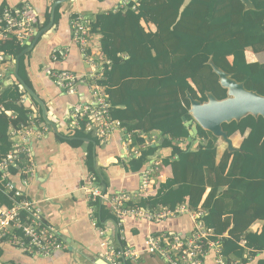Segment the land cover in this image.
<instances>
[{"label":"trees","instance_id":"obj_1","mask_svg":"<svg viewBox=\"0 0 264 264\" xmlns=\"http://www.w3.org/2000/svg\"><path fill=\"white\" fill-rule=\"evenodd\" d=\"M50 1L51 5L39 12L38 30L44 28L49 22L51 6L57 0ZM249 1L254 6L253 10H244L239 0H190L186 6H184V0H140L136 6V14L126 12L122 15L120 10L110 11L97 14L90 23V32L101 35L102 55L111 62V70L105 73L108 79L117 70L126 68L131 71L133 68L150 64L145 59L150 48L143 45V31L139 26L141 19L157 24L160 32H168V36L173 39V43L162 52L150 45L155 49L163 65L168 63L167 60L171 56L173 59L164 69L163 78L149 91L150 97L156 96L158 99L154 101V107L164 104L165 111L150 129L160 133L163 141L160 147L171 149L170 157H174V160L169 165H171L173 177L161 186L156 196L139 198L136 205L133 202L129 205L149 210L159 207L173 210L176 206L187 202L191 209H196L201 202L206 185L210 184L207 173L213 174L210 193L201 205L202 209L208 212L203 219L204 224L219 236L227 231L230 222L228 219H224V223L221 221L223 213L217 207L218 200H214L217 189L227 185L224 199L230 198L235 203L240 202L246 206L234 208L231 212L224 210V216L228 213L233 216V226L227 232L228 238L219 240L222 244L221 254L224 257L233 255L241 263L246 262L243 256L247 247L255 250L264 249V228L260 234L247 232L252 222L256 219H264V190L258 187H264V119L261 116L254 118L248 115L239 122L223 123L222 130L228 137L237 132L244 135L247 130L248 134L240 145L241 153H225L222 161L216 164L217 138L210 132L198 127L195 139L198 142L197 145L193 147L192 143L184 142L188 138L189 131V128L185 127V121L191 120L185 92L190 93L194 100L201 103L206 102V92L211 93L218 101L227 97L226 90L220 87L217 76L207 65V62L211 60L217 68L229 74L232 80L242 83L247 91L264 97V65L248 64L244 55L247 48L255 52L264 51V0ZM5 6V4L1 5L0 9ZM133 6L128 4V7ZM66 8L67 5H60L55 9L54 27L58 30L64 26L70 27L71 19L77 15L75 12L65 14ZM178 15L179 19H177ZM126 28L127 36L123 34ZM116 38L121 39V47L116 45ZM54 45L53 41L48 44V55L56 47ZM73 47L79 49L76 45ZM25 48L26 46L15 38L0 44V52L4 53L6 59L11 60H14ZM120 52L128 54L127 61L122 62L121 59L116 58V54ZM29 56L30 54H27L20 58L18 75L28 87L32 88L25 65ZM229 57L232 58L231 62L227 60ZM59 62L61 60L55 63ZM188 79L195 83L197 91L187 84ZM96 83L99 86L103 85V82L99 80H96ZM131 83L126 84L130 86L127 96L135 95L138 100L137 106L141 107L144 95L141 92L133 93L129 85ZM107 94L111 102L110 94ZM23 96L28 98L18 84L14 83L4 90L0 86V105L13 115L9 117L5 113H0V162L12 148L8 135L9 129L19 130L25 127L32 114L35 115L39 125H44L39 106L33 101L22 103ZM126 105L130 104L126 103ZM46 109H48L47 105ZM114 113L112 112V118L123 121L122 117ZM127 131L130 132L129 129ZM67 136L89 139L88 153L92 152L93 143L95 147H99L100 144L91 134L83 131H71ZM55 139L73 148L83 144L80 139L66 141L58 136H55ZM201 139L203 142L199 141ZM142 144L144 141L135 136L131 139L132 147ZM160 147L148 146L138 156L131 157L124 168L132 174L143 172L148 166L149 158ZM20 159L18 168L8 167L0 172V204L7 207H11L12 201L2 191L1 177L5 173L10 177L21 178L20 169L25 160L22 156ZM163 163L168 164L165 161ZM90 171L97 185L105 186V179L101 174H95L91 165ZM96 207L98 211H95V217L98 225L110 219L119 222L118 218L110 215L109 210L104 206ZM242 239L245 245L240 247L239 243ZM120 245L123 243L120 242ZM124 264L132 263L125 261ZM257 264H264V261H258Z\"/></svg>","mask_w":264,"mask_h":264},{"label":"crops","instance_id":"obj_2","mask_svg":"<svg viewBox=\"0 0 264 264\" xmlns=\"http://www.w3.org/2000/svg\"><path fill=\"white\" fill-rule=\"evenodd\" d=\"M122 1L70 0L66 4L65 14L75 12L77 15L88 18L91 23L97 14L110 11L115 12L116 10H120L122 15L126 12L137 13L136 6L140 0H126L123 4ZM21 2L29 3L38 13L51 5L50 0H0V6L5 4L11 7ZM189 2L190 0H184V6ZM239 2L243 5L244 10L252 9L250 4H243L240 0ZM129 3L134 6L128 7ZM177 19H179V15ZM139 26L143 31V45L150 48V52L145 57L146 61L150 62V64L133 68L131 70L132 74L126 68H123L121 71L117 70L108 79L105 77V73L111 70L112 66L110 64L104 67V70L99 74L97 79L103 82V85H101L103 90L110 94L111 115L112 112H115V115L123 118V121L118 120L122 123V131L114 132L109 142L100 143L99 147L94 146L95 151L93 152L92 149V152L88 153V143H83L78 148H73L66 143H60L55 139L56 135L47 130L45 123L44 125H39V129L36 130L27 142L23 140L21 132L12 133L13 129H9L8 135L12 147L19 149L26 146L30 151L32 162L35 166L33 177L29 180L28 190L26 191L22 188L24 192L26 191L27 198L36 203L44 222L52 226L59 233L64 244V249L57 252L51 259L34 260L24 257L9 245H3L0 249V264H104L102 262L104 261L103 241L97 229L92 226L89 218L87 194L82 191V187L86 184L89 177H94L90 171V165L95 174H101L105 179V186H100L103 195L106 197H111L120 191L131 193L139 192L143 177L147 178L146 188L143 192L140 191L138 197L132 201L134 205H136L139 198L156 196L161 186L166 181L172 179L173 174L169 163L174 160V157H170L171 149L160 147L163 142L160 133L157 130L150 129L153 124L158 122L162 112L165 111L163 109L164 104L154 107V101L158 99L156 96L150 97L149 91L163 78L164 69L168 67L173 59L171 56L167 60L168 63L163 65L161 59H158V54H156L155 49L150 47V45L155 46L162 52L167 49V46L173 43V39L168 36V32H160V27L149 20L141 19ZM123 34L125 36L128 35L127 28ZM71 35V28L68 26H64L59 30L53 27L41 38L40 42L25 61L26 73L32 84V88L47 105V116L49 120L54 122L53 124L57 132L63 136H67L70 133L67 122L68 109L74 105L85 103L89 98L88 81L91 76V69L82 61L79 49L77 50L73 47L74 44L71 42ZM50 41L55 43L54 46L56 47L53 48L54 50L55 48L69 47L66 57L59 63H55L50 59L54 50L50 55L47 53V47ZM100 41V34L90 32L87 43L90 56L96 61L108 60L101 53ZM115 42L118 47H121L120 38H116ZM244 55L248 64L264 65V51L255 52L253 49L247 48L244 51ZM116 58L124 62L128 60L129 56L125 52H120L116 54ZM227 60L231 62L232 58L229 57ZM210 63L211 60L207 62V65L211 67ZM7 66L13 68L14 64L9 62ZM48 67L80 76L81 78L76 92L74 94H64L59 91L49 79L45 78V71ZM211 70L216 75L215 69L211 67ZM128 82H132L129 85H131L133 93L141 92L144 95L141 107L137 106L138 100L135 95L131 97L130 95L127 96L130 91V86L126 85ZM186 82L197 91L194 82L190 79ZM3 84L2 89L4 90ZM209 94V92L205 93L206 101H208L207 96ZM185 98L189 102L188 112L191 116V102L194 99L187 91L185 92ZM29 101L27 97L23 98L24 103H29ZM126 103L130 105L127 106ZM135 126L138 127L134 128ZM128 129L130 132L127 131ZM247 134L248 130L244 135L237 132L230 137L227 136V139L216 137V164L222 161L225 153H241L240 145ZM133 136L143 140L144 144L132 147L131 139ZM184 142H187V140ZM197 143L194 140L192 146L195 147ZM150 145H157L160 148L149 158L147 168L138 174L128 172L124 168L128 160L131 157L138 156L142 150ZM230 159L228 160V165L230 164ZM164 161L168 164H164ZM154 164H157V166L153 167ZM227 170L228 168L226 172ZM207 178L210 184L206 185L205 192L198 206L201 209V205L210 193L211 185L213 184V174L207 173ZM9 179H11L16 187L21 189L20 177H10ZM227 187V185H223L218 188L214 198V200H218L217 207L223 213L221 221L224 223V219H228L230 222L227 231L221 236L216 235L213 231L214 238H220L221 240L228 238L227 232L233 226V216L230 213L224 216V210L231 212L234 208L246 206L240 202L235 203L230 198L224 199V193L227 191ZM258 187L260 190H264V187ZM184 204L187 205V202ZM97 205L102 206L98 201L94 204L95 211H98ZM253 206L257 207L256 204H253ZM108 212L112 215L110 211ZM205 212L206 214L208 213L207 211ZM112 220L110 219L98 225L100 229L106 230L107 240L118 248L129 247L139 252L143 251L144 241L149 234L158 235L164 232H172L187 235L193 228L192 220L188 215L165 218L159 222H149L125 217L118 219L119 222H116V225L112 224ZM263 228L264 219H256L248 227L247 232L260 234ZM116 234L118 235L119 243H117ZM120 242L123 245H120ZM244 245L245 241L242 239L239 246L243 247ZM221 251L222 244L220 242L216 251L208 253L204 264H257L258 261H264V249L255 250L247 247L243 256V259L246 260L245 263H241L233 255L224 257ZM134 264L166 263L156 256L142 252L139 261Z\"/></svg>","mask_w":264,"mask_h":264},{"label":"built area","instance_id":"obj_3","mask_svg":"<svg viewBox=\"0 0 264 264\" xmlns=\"http://www.w3.org/2000/svg\"><path fill=\"white\" fill-rule=\"evenodd\" d=\"M126 0L122 1V4ZM40 16L36 9L29 3L21 2L16 6L6 5L0 9V44L11 38H15L19 43L25 42L33 36L40 25ZM71 42L78 46L80 56L91 69L89 86V98L80 105H74L68 109L67 122L69 131H83L91 134L99 143L109 142L111 136L116 131H122L121 122L112 118L111 103L108 94L96 83L99 74L105 66H109V60L96 61L91 58L87 43L90 36L89 19L81 15H76L70 21ZM69 47H60L53 51L50 59L53 62L66 57ZM9 62L3 52H0V86L8 74L14 71V67L7 66ZM45 78L49 79L55 87L64 94H74L80 81V76L70 72H60L52 67L45 71ZM22 97V103L23 102ZM7 116L13 115L5 111L0 105V113ZM35 115H31L28 124L12 133L21 132L23 140L27 142L29 138L39 129V122L35 120ZM43 128V127H42ZM41 128V129H42ZM203 142V139L199 140ZM137 155V153H135ZM23 157V167L20 169L21 189L16 187L10 176L3 173L1 177L2 191L9 196L12 201L11 207L0 204V249L3 245L22 254L24 257L32 259H51L57 252L64 249V244L59 233L50 225L46 224L36 203L29 200L26 191L29 188V180L33 177L35 166L32 162L30 151L26 146L22 148L12 147L8 154L0 162V172L8 167L18 168ZM154 164L153 167H156ZM147 178L143 177L140 191L147 186ZM24 190H26L24 192ZM82 191L87 194L89 203V218L92 226L97 229L102 238L104 248L105 264H124L125 261L137 263L141 253L156 256L166 264H203L208 253L216 251L220 244V238H214L213 230L204 224L205 210L201 208L191 209L186 204L176 206L173 210L168 208H156L149 210L146 208L127 205L140 194L139 192L120 191L117 194L106 197L103 195L101 187L97 185L94 177H89ZM99 201L112 215L118 219L131 217L151 222H159L165 218L188 215L193 223L191 232L187 235H180L172 232L162 234H149L144 241L143 251H135L129 247L118 248L110 243L106 238V230L100 229L95 217L94 204ZM217 253V252H216ZM221 264V263H220Z\"/></svg>","mask_w":264,"mask_h":264},{"label":"water","instance_id":"obj_4","mask_svg":"<svg viewBox=\"0 0 264 264\" xmlns=\"http://www.w3.org/2000/svg\"><path fill=\"white\" fill-rule=\"evenodd\" d=\"M70 0H57L55 1L50 10L49 22L48 24L39 30H36L26 42V48L13 60L14 62V71L11 74H8L4 79V89L12 84H18L23 92H25L30 101L35 102L40 109L41 118L47 126V130L53 132L56 136L62 138L63 140L69 141L73 139H80L83 143H89L90 140L87 138H76V137H68L63 136L59 132H57L54 124L49 120L47 116V109L45 102L36 94L34 89L28 87L24 81L18 75L19 61L21 57L30 54L36 47V45L40 42L41 38L48 33L54 27V12L56 7L60 5H66ZM243 4H250V7L253 10L254 6L249 0H240ZM11 61L10 58L7 59ZM211 67L215 69V73L217 75L218 84L221 88L226 90V95L228 97L229 90L222 85L221 77L225 76L228 82L233 83L238 86L242 91H234L235 98L228 100L227 97L224 100L218 101L211 93L207 96L208 101L201 103L198 100H192L191 102V120L185 122V127L189 128L188 131V143H193L196 139L198 133V127L202 128L205 131L210 132L214 137H222L227 139V135L222 131L223 123H230L232 121L239 122L244 117L251 115L254 118L261 116L264 119V97L258 95L255 92L247 91L242 83H237L232 80L229 74H226L219 68H217L211 61ZM89 72V71H88ZM214 102L215 104L209 106L210 102ZM241 113L240 116L236 117V114ZM158 145V144H157ZM156 145V146H157ZM95 146V143H93ZM159 146V145H158ZM95 149L93 148V152ZM235 151V150H234ZM112 224L116 225L115 221H111ZM117 243H119L118 235L116 234ZM121 247V246H120ZM104 264L105 262L102 261Z\"/></svg>","mask_w":264,"mask_h":264},{"label":"bare ground","instance_id":"obj_5","mask_svg":"<svg viewBox=\"0 0 264 264\" xmlns=\"http://www.w3.org/2000/svg\"><path fill=\"white\" fill-rule=\"evenodd\" d=\"M227 80H228V79H227L225 76H222V77H221V83H222V85L225 86V87L229 90V95H228L227 99H228V100H231V99H234V98H235L234 91H235V92H236V91L241 92L242 90H241L238 86L234 85V84L231 83V82H228ZM263 102H264V101H263ZM214 104H215V103L212 101V102L209 103V106H212V105H214ZM240 115H241V113L236 114V117H238V116H240Z\"/></svg>","mask_w":264,"mask_h":264},{"label":"rangeland","instance_id":"obj_6","mask_svg":"<svg viewBox=\"0 0 264 264\" xmlns=\"http://www.w3.org/2000/svg\"><path fill=\"white\" fill-rule=\"evenodd\" d=\"M23 97H25V98H26V96H23Z\"/></svg>","mask_w":264,"mask_h":264}]
</instances>
